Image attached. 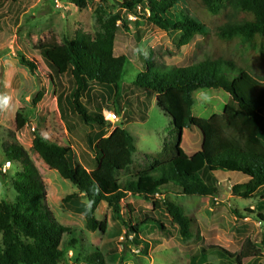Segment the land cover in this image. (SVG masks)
Listing matches in <instances>:
<instances>
[{
	"label": "trees",
	"instance_id": "16d2710c",
	"mask_svg": "<svg viewBox=\"0 0 264 264\" xmlns=\"http://www.w3.org/2000/svg\"><path fill=\"white\" fill-rule=\"evenodd\" d=\"M21 0H0V3H18ZM78 8H86L87 0H66ZM206 15L219 17L214 36L219 42L231 41L243 46L255 59L264 64V0H198ZM178 0H122L120 9L149 20L165 30L181 31L183 41L189 42L196 35L207 36L206 24L186 10L175 11ZM138 7L148 12L138 13ZM100 31L91 36L78 32L65 37L63 43L41 46L40 54L54 75L53 80L70 77L73 92L58 98L62 115L78 116L83 123L100 129L95 142L97 167L86 169L72 159L71 146L51 143L40 135L33 140L32 150L42 158L50 169L71 181L78 189L64 198V205L86 218L91 231L107 232L105 221H98L96 210L105 202L119 218H122L123 202L130 195L152 199L165 190L188 197L214 196L221 192L219 174L241 179L232 186L235 196L254 198L264 190V77H257L253 70L229 55L206 53L195 64L188 67L163 65L154 60V55L143 56L134 79L139 90L155 93L161 111L170 118L175 141L166 143L161 159L151 166L129 173L134 166V155L138 151L135 136L124 127H115L108 134L111 124L103 116L109 102L120 93L123 76L129 66L125 55H115L117 34L121 31L120 13L107 16L106 7L96 8ZM201 18V17H200ZM125 25V24H124ZM125 29H129L127 26ZM21 64L36 73L33 60L21 58ZM264 72V66L261 65ZM99 86V94H92ZM201 89H222L229 99L221 114L210 118L194 115L195 92ZM44 94L40 88L33 95V103H39ZM90 102L89 108L85 102ZM66 103V105H64ZM117 114V110L115 111ZM119 115V114H118ZM29 119L23 110L16 113L17 129L25 128ZM196 127L203 135L199 152L189 156L182 147L183 133ZM8 161L19 167L12 180L15 200L0 203V264H60L68 256L62 247L63 236L70 234L71 246L78 243L75 231L60 223L46 203L45 183L30 157L29 152L18 144L6 149ZM1 171V170H0ZM126 178L122 174H126ZM1 173V172H0ZM2 174V173H1ZM5 176V174H2ZM88 200L87 204L82 199ZM71 203L79 206H71ZM172 224L183 238H191L195 231V218L172 201L164 203ZM155 205L159 208L157 202ZM259 206L264 209V202ZM129 225L127 235L141 245L144 232H161L171 237L167 226L154 217L138 221L135 210L127 205ZM239 217L254 215L253 210H235ZM258 218L264 222V214ZM131 225V226H130ZM199 235V234H198ZM197 235V236H198ZM214 253L220 257L218 263L210 261ZM250 257L244 248L230 252L219 246L202 248L192 256V261L204 264H243ZM92 258V259H90ZM105 263L102 252L96 251L86 261Z\"/></svg>",
	"mask_w": 264,
	"mask_h": 264
},
{
	"label": "rangeland",
	"instance_id": "374dc122",
	"mask_svg": "<svg viewBox=\"0 0 264 264\" xmlns=\"http://www.w3.org/2000/svg\"><path fill=\"white\" fill-rule=\"evenodd\" d=\"M122 0H87L86 8H78L66 0H21L18 3H0V167L8 160L6 149L11 144L25 148L37 167L47 190L46 203L54 218L75 231L78 239L71 244L70 234L63 236L62 247L67 248L68 256L60 264H100L86 261L92 253L102 252L104 264H204L192 261V256L208 246H219L230 252H240L244 248L250 257L243 259V264H264V222L258 214H264L259 206L264 202V190L254 198L245 199L232 193V186L241 179L236 176L219 174L221 192L214 196L188 197L171 190H165L152 199L139 195H130L123 202L122 218L102 202L96 210L98 221H105L107 232L91 231L85 216L75 213L64 205L67 195L76 193L77 187L64 179L59 172L50 169L38 153L32 150L34 137L38 134L45 140L61 146H71L72 159L88 170L97 167L94 150L97 127L86 125L76 116L62 115L58 98L73 92V84L68 76L53 80L54 75L40 54L41 46L63 43L65 37L78 32L95 36L100 31L96 8L99 4L110 13H120L121 31L115 42V55H125L129 66L123 76L120 93L109 102L106 110L118 112L120 119L111 124L108 134L115 127H124L134 136L137 152L134 166L129 173L151 166L161 159L166 143L174 142L175 136L171 120L157 104L155 93L137 89L133 82L142 69V57L154 55V60L163 65L188 67L198 62L206 53L229 55L253 70L257 77H264L261 59L252 57L236 42H219L214 36L219 24V17L208 16L198 0H178L175 11L186 10L188 14L202 19L206 24L207 36L196 35L191 41H183L181 31L165 30L149 20L120 9L117 2ZM138 13L148 9L138 7ZM201 17V18H200ZM125 24V25H124ZM127 26L129 29H125ZM33 60L36 73L21 64V58ZM44 89L42 100L34 105L33 95ZM99 86L93 87L92 94H99ZM196 104L194 115L210 118L221 114L228 102L229 95L222 89H201L195 92ZM85 104L91 108L90 102ZM66 105V103H64ZM23 110L29 122L24 129L18 130L16 113ZM35 128V130H34ZM203 135L200 129L192 127L183 133L182 147L189 156L201 150ZM19 167H12L0 173V203L3 200H15L12 180ZM122 174L123 178L128 176ZM172 201L181 205L196 220L193 237L183 238L165 209V202ZM157 202L159 208L155 205ZM82 203L87 204L86 198ZM135 210L134 218L138 221L147 216L162 221L172 233L163 237L161 232L140 235L141 245L128 236L129 219L127 205ZM71 206H79L71 203ZM253 210L254 215L239 217L235 210ZM131 226V225H130ZM199 234V235H198ZM198 235V236H197ZM2 235L0 246L2 247ZM92 259V258H90ZM220 257L212 253L210 261L218 263Z\"/></svg>",
	"mask_w": 264,
	"mask_h": 264
},
{
	"label": "built area",
	"instance_id": "2783aa9c",
	"mask_svg": "<svg viewBox=\"0 0 264 264\" xmlns=\"http://www.w3.org/2000/svg\"><path fill=\"white\" fill-rule=\"evenodd\" d=\"M103 116L107 122L110 124H114L116 121L120 119V116L114 110H104ZM35 130V128H34ZM12 167V163L10 161H5L1 164L0 170L3 173H6Z\"/></svg>",
	"mask_w": 264,
	"mask_h": 264
},
{
	"label": "clouds",
	"instance_id": "9594fccd",
	"mask_svg": "<svg viewBox=\"0 0 264 264\" xmlns=\"http://www.w3.org/2000/svg\"><path fill=\"white\" fill-rule=\"evenodd\" d=\"M105 110V109H104Z\"/></svg>",
	"mask_w": 264,
	"mask_h": 264
}]
</instances>
